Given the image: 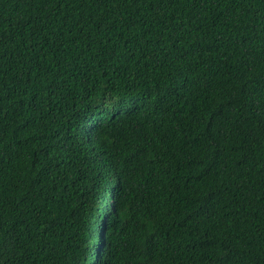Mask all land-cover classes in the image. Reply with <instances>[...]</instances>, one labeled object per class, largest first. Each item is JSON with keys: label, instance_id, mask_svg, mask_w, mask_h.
Returning a JSON list of instances; mask_svg holds the SVG:
<instances>
[{"label": "trees", "instance_id": "obj_1", "mask_svg": "<svg viewBox=\"0 0 264 264\" xmlns=\"http://www.w3.org/2000/svg\"><path fill=\"white\" fill-rule=\"evenodd\" d=\"M0 264H264V0H0Z\"/></svg>", "mask_w": 264, "mask_h": 264}]
</instances>
